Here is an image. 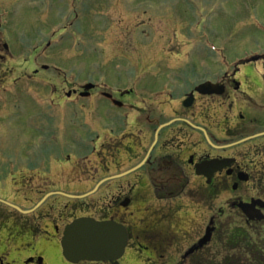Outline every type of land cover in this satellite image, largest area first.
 Returning <instances> with one entry per match:
<instances>
[{
  "label": "flooded vegetation",
  "instance_id": "1",
  "mask_svg": "<svg viewBox=\"0 0 264 264\" xmlns=\"http://www.w3.org/2000/svg\"><path fill=\"white\" fill-rule=\"evenodd\" d=\"M2 5L0 72L38 80L42 42H24L18 0ZM128 74L32 106L18 163L0 166V264H114L65 256L82 220L125 228L119 264H264V72Z\"/></svg>",
  "mask_w": 264,
  "mask_h": 264
},
{
  "label": "rangeland",
  "instance_id": "2",
  "mask_svg": "<svg viewBox=\"0 0 264 264\" xmlns=\"http://www.w3.org/2000/svg\"><path fill=\"white\" fill-rule=\"evenodd\" d=\"M42 1L18 0V26L30 48L42 42L36 65L49 72L34 81L0 72V166L18 163L33 105L67 100L88 81L112 93L129 85L128 72H264V0H75L76 9L73 0Z\"/></svg>",
  "mask_w": 264,
  "mask_h": 264
},
{
  "label": "water",
  "instance_id": "3",
  "mask_svg": "<svg viewBox=\"0 0 264 264\" xmlns=\"http://www.w3.org/2000/svg\"><path fill=\"white\" fill-rule=\"evenodd\" d=\"M93 88V84H88L84 90L89 92ZM63 243L66 248L64 254L72 262L114 261V264H119L127 245V236L125 228L116 223L82 220L67 230Z\"/></svg>",
  "mask_w": 264,
  "mask_h": 264
}]
</instances>
